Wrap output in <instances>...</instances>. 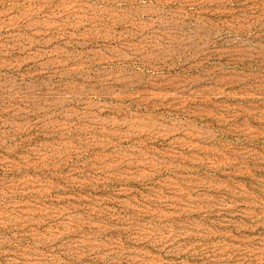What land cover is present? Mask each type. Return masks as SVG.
Listing matches in <instances>:
<instances>
[{"label": "rangeland", "instance_id": "374dc122", "mask_svg": "<svg viewBox=\"0 0 264 264\" xmlns=\"http://www.w3.org/2000/svg\"><path fill=\"white\" fill-rule=\"evenodd\" d=\"M0 264H264V0H0Z\"/></svg>", "mask_w": 264, "mask_h": 264}]
</instances>
